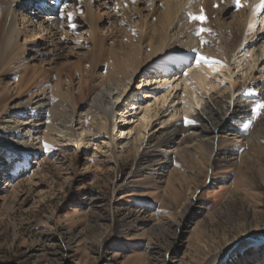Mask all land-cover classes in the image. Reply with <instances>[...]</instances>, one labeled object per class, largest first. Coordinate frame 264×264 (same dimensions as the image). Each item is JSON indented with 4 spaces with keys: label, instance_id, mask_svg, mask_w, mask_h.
I'll list each match as a JSON object with an SVG mask.
<instances>
[{
    "label": "bare ground",
    "instance_id": "1",
    "mask_svg": "<svg viewBox=\"0 0 264 264\" xmlns=\"http://www.w3.org/2000/svg\"><path fill=\"white\" fill-rule=\"evenodd\" d=\"M240 3L61 0L56 7L53 0H0V128L7 144L20 161L65 146H75L85 164L106 147L116 157L133 152L136 167L146 163L145 170L162 177L175 137L184 134L207 151L209 164L241 163L262 142L264 109L257 117L250 109L264 101V39L258 47L251 43L264 31V8L253 12L261 0ZM201 9L207 20L199 28L210 31L196 35L191 17ZM192 50L209 62L197 65ZM72 92L83 100L79 106L71 107ZM81 112L92 118L90 131L104 137L96 140L85 129ZM14 177L3 178L0 194L14 189ZM195 191L175 230L202 208L195 206ZM4 200L0 195V207ZM248 247H264V238L251 233L234 240L206 264H226ZM166 254L150 259L166 264Z\"/></svg>",
    "mask_w": 264,
    "mask_h": 264
},
{
    "label": "rangeland",
    "instance_id": "2",
    "mask_svg": "<svg viewBox=\"0 0 264 264\" xmlns=\"http://www.w3.org/2000/svg\"><path fill=\"white\" fill-rule=\"evenodd\" d=\"M196 23L198 28L202 24ZM258 33L251 42L257 47L264 39V31ZM72 34L78 37V32ZM98 72L103 76V69ZM71 95V107L83 102L78 93ZM141 95L143 102L150 100ZM81 113L85 129L96 132L90 131L91 116ZM263 132L260 148H251L241 163L219 165L209 164L206 150L178 134L170 166L161 177L145 170L146 163L136 167L133 152L111 156L109 147L86 164L75 146L20 161L0 128V190L7 175L15 176L16 183L0 194L5 197L0 207V264H163L162 258L150 257L165 252L166 264H206L234 240L251 233L264 238ZM95 134L96 140L105 136ZM14 165L18 169L13 175ZM194 191L195 206L202 208L194 209L175 230ZM226 264H264V247L245 248Z\"/></svg>",
    "mask_w": 264,
    "mask_h": 264
},
{
    "label": "snow or ice",
    "instance_id": "3",
    "mask_svg": "<svg viewBox=\"0 0 264 264\" xmlns=\"http://www.w3.org/2000/svg\"><path fill=\"white\" fill-rule=\"evenodd\" d=\"M132 2L135 3V0H132ZM233 4H235L236 8L241 7L240 0H233ZM217 6L218 5H215V4L213 5V7H217ZM261 8H264V0H261V3L257 5L256 8L253 9V12L255 13L258 9H261ZM71 17H72V13H68L69 20H71ZM191 19L197 20L203 23L207 20V17L205 16L203 9H201L200 14L196 16H192ZM249 27H252V25L250 24ZM205 31H210V29L201 27L197 29L196 35H200L202 32H205ZM133 33L135 34L134 30H133ZM201 43L203 44L206 42L202 40ZM192 53H193V59L197 65H200L201 62H206V63L209 62L207 58L202 56L198 51L192 50ZM185 75H187V73H185ZM261 109H264V101H257L255 103V107H252L250 109L251 115L258 116ZM193 122L194 121H191V120H187V119L185 120V123H193ZM44 147L47 149L48 145L45 143Z\"/></svg>",
    "mask_w": 264,
    "mask_h": 264
}]
</instances>
